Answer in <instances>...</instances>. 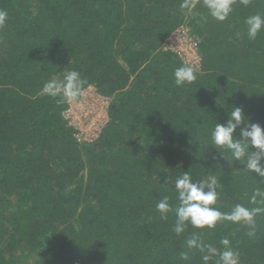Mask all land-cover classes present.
<instances>
[{"label":"trees","instance_id":"trees-1","mask_svg":"<svg viewBox=\"0 0 264 264\" xmlns=\"http://www.w3.org/2000/svg\"><path fill=\"white\" fill-rule=\"evenodd\" d=\"M181 3L0 0L8 12L0 28V264H203L186 244L193 232L217 249L228 236L241 264H264V213L253 236L227 220L172 231V181L184 171L219 180L214 207L222 212L264 207L249 202L264 180L211 142L234 106L264 128V29L250 40L244 23L264 15V0H237L224 21L202 0L195 15ZM181 25L201 64L197 79L178 87L173 72L183 63L163 44ZM72 69L112 96L92 143L76 140L61 115L66 103L41 94ZM164 196L173 206L167 219L156 210Z\"/></svg>","mask_w":264,"mask_h":264},{"label":"clouds","instance_id":"clouds-1","mask_svg":"<svg viewBox=\"0 0 264 264\" xmlns=\"http://www.w3.org/2000/svg\"><path fill=\"white\" fill-rule=\"evenodd\" d=\"M198 0H182L181 7L188 9L190 14L196 7ZM203 7L207 9V15L224 21L233 12V5L237 0H202ZM245 7L251 0H239ZM8 19L7 10L0 8V28H3ZM206 20L207 17H202ZM247 26V37L255 40L257 34L264 29V15L256 13L244 20ZM175 84L180 87L190 84L197 79V68L191 63H184L177 67L174 72ZM94 85L84 78L77 70H66L61 78H52L43 84L41 94L56 99L58 104L69 103L80 105L86 98L88 91ZM107 123V120L105 121ZM243 124V126H241ZM239 128V134H235ZM238 136L239 139H234ZM212 145L217 149H225L231 152L232 162H243L242 165L249 172L254 173L264 180V128L259 123L249 122L243 110L234 106L224 123L217 122L211 131ZM220 152V151H219ZM223 156V154L220 152ZM168 180V177L165 179ZM177 193L178 205L175 207V223L172 231L180 236L186 231L190 223L193 228H215L217 222L225 220L234 224L247 226L248 236L255 235V217L264 213V207L258 206L247 208L243 204H235L230 212H222L214 207L220 196L222 186L215 176L204 179H193L188 171H184L172 181ZM251 204L264 205V188L253 189L249 199ZM156 210L161 219H167L168 213L173 211L169 203V197L164 196L156 204ZM189 249L196 248L202 253L203 264L215 259V264H241L240 252L235 249L228 236L220 240L222 249L207 246L201 240V234L193 232L186 240ZM207 248V252L205 249ZM180 258L187 260V253H180Z\"/></svg>","mask_w":264,"mask_h":264},{"label":"built area","instance_id":"built-area-1","mask_svg":"<svg viewBox=\"0 0 264 264\" xmlns=\"http://www.w3.org/2000/svg\"><path fill=\"white\" fill-rule=\"evenodd\" d=\"M164 50L176 53L182 63H191L197 69L201 64V55L190 29L181 25L170 33ZM112 96L100 94L96 88L90 89L80 105L66 103L61 115L79 142L96 141L109 120L108 110Z\"/></svg>","mask_w":264,"mask_h":264},{"label":"crops","instance_id":"crops-1","mask_svg":"<svg viewBox=\"0 0 264 264\" xmlns=\"http://www.w3.org/2000/svg\"><path fill=\"white\" fill-rule=\"evenodd\" d=\"M161 49H162V46H161Z\"/></svg>","mask_w":264,"mask_h":264}]
</instances>
